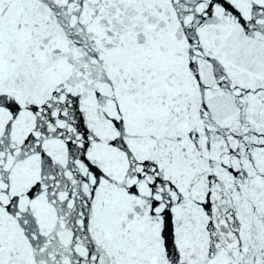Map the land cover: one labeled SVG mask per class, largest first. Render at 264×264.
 I'll return each instance as SVG.
<instances>
[{"label":"snow or ice","instance_id":"obj_1","mask_svg":"<svg viewBox=\"0 0 264 264\" xmlns=\"http://www.w3.org/2000/svg\"><path fill=\"white\" fill-rule=\"evenodd\" d=\"M0 264H264V0H0Z\"/></svg>","mask_w":264,"mask_h":264}]
</instances>
